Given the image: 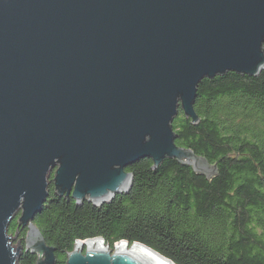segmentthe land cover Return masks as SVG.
<instances>
[{
    "label": "water",
    "instance_id": "water-1",
    "mask_svg": "<svg viewBox=\"0 0 264 264\" xmlns=\"http://www.w3.org/2000/svg\"><path fill=\"white\" fill-rule=\"evenodd\" d=\"M263 46L264 0H0V264L23 251L56 264L33 224L56 167L58 193L94 206L128 192L126 169L144 158L213 177L216 165L175 144L172 122L181 109L198 124L203 79L257 76ZM17 216L28 232L15 248ZM66 264L174 263L97 237Z\"/></svg>",
    "mask_w": 264,
    "mask_h": 264
},
{
    "label": "trees",
    "instance_id": "trees-1",
    "mask_svg": "<svg viewBox=\"0 0 264 264\" xmlns=\"http://www.w3.org/2000/svg\"><path fill=\"white\" fill-rule=\"evenodd\" d=\"M193 107L198 124L181 109L172 122L175 144L216 165V174L207 178L173 158L154 169L144 158L128 168V192L109 203L51 196L33 224L56 249V264H66L77 241L97 237L111 249L141 243L174 264H264V70L203 79ZM18 227L16 219L9 233ZM37 261L23 251L18 264Z\"/></svg>",
    "mask_w": 264,
    "mask_h": 264
},
{
    "label": "flooded vegetation",
    "instance_id": "flooded-vegetation-1",
    "mask_svg": "<svg viewBox=\"0 0 264 264\" xmlns=\"http://www.w3.org/2000/svg\"><path fill=\"white\" fill-rule=\"evenodd\" d=\"M57 168V167H56ZM56 168H54V170L50 173V176H49V178H48V192H49V196H48V198H47V200L51 197V196H55L56 198H58V199H61V200H66L67 201V203L69 202V201H74L72 198H71V195H67V192H65V193H63V194H59L58 193V190H56V188H55V183H54V176H55V171H56ZM126 171L127 172H129L128 171V168L126 169ZM46 200V201H47ZM75 202V201H74ZM86 202V201H85ZM18 217L19 216H17L15 219H17V223H18ZM12 224V223H11ZM10 227H11V225H10ZM20 227V228H19ZM18 227V229H20V232H16V235H17V241H20L21 242V232L23 231V230H25V228H23V227H21V226H19ZM28 232V231H27ZM26 235H27V233H26ZM19 245H21L20 243H19Z\"/></svg>",
    "mask_w": 264,
    "mask_h": 264
},
{
    "label": "rangeland",
    "instance_id": "rangeland-1",
    "mask_svg": "<svg viewBox=\"0 0 264 264\" xmlns=\"http://www.w3.org/2000/svg\"><path fill=\"white\" fill-rule=\"evenodd\" d=\"M14 220H16V219H14ZM14 220H13V221H14ZM13 221H12V222H13ZM9 229H10V228H9ZM26 229H27V228H26ZM9 234H10V233H9ZM10 235H12L13 237L16 236V234H14V235H13V234H10ZM25 237H27V236H25ZM19 243L21 244L20 241H17V237H16L15 241H13L14 247L17 248V246L19 245Z\"/></svg>",
    "mask_w": 264,
    "mask_h": 264
},
{
    "label": "bare ground",
    "instance_id": "bare-ground-1",
    "mask_svg": "<svg viewBox=\"0 0 264 264\" xmlns=\"http://www.w3.org/2000/svg\"><path fill=\"white\" fill-rule=\"evenodd\" d=\"M12 244H13V243H12ZM13 246H14V244H13ZM128 249H130V247H129V246H127V247H126V250H128ZM163 257H164V256H163Z\"/></svg>",
    "mask_w": 264,
    "mask_h": 264
}]
</instances>
